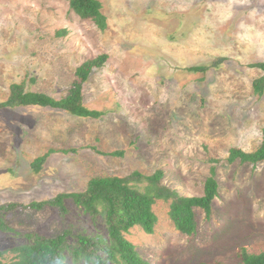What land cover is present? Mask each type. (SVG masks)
Returning <instances> with one entry per match:
<instances>
[{"label": "rangeland", "instance_id": "obj_1", "mask_svg": "<svg viewBox=\"0 0 264 264\" xmlns=\"http://www.w3.org/2000/svg\"><path fill=\"white\" fill-rule=\"evenodd\" d=\"M99 1L105 32L69 0H0V102L21 83L64 98L79 66L108 56L83 89L85 106L103 112L101 119L0 110V205L81 193L95 177L136 171H163L165 186L202 197L214 170L218 196L209 218L196 210L193 236L176 231L170 202L158 201L155 232L135 227L125 238L150 264H239L243 250L264 253V163L228 162L231 149L252 153L262 143L264 94L255 95L253 82L263 72L249 65L264 63V0ZM219 59L206 74L188 71ZM71 149L80 151L61 152ZM50 150L56 153L34 175L31 164ZM67 206L65 216L54 208L9 214L14 233L0 232V250L27 244L23 236L32 233L108 239L101 218Z\"/></svg>", "mask_w": 264, "mask_h": 264}, {"label": "trees", "instance_id": "obj_2", "mask_svg": "<svg viewBox=\"0 0 264 264\" xmlns=\"http://www.w3.org/2000/svg\"><path fill=\"white\" fill-rule=\"evenodd\" d=\"M71 10L83 20L92 21L101 32L108 28V19L103 14V5L99 0H69ZM108 61L107 55L89 60L75 71V80L66 97L59 100L46 94L26 90L25 83L13 84L8 98L0 102V110H16L24 108L51 109L66 113L81 119H101L105 114L90 110L84 104L83 89L89 77L95 70L104 68ZM225 59H219L208 66H198L188 69L192 73L206 74L211 69L219 68ZM263 72V76L253 82L254 93L264 94V63L249 65ZM101 156L119 157L124 151L106 153L97 147H89ZM79 149L63 150L64 154H78ZM50 150L45 155L35 159L31 164L34 175H39L48 159L55 154ZM258 165L264 163V129L262 143L252 153L240 149H231L228 162L233 164ZM164 172L157 171L145 175L136 171L126 177H95L88 183L87 189L81 193L59 194L53 199L30 204L7 203L0 205V232L14 233L7 216L20 210L43 211L54 208L62 216L69 213L67 202L71 201L77 208L93 218H101L108 231V239L97 236L78 235L73 238L70 231H65L54 237H44L36 233L26 234L27 244L10 250H0V264H67L71 259L73 264H150L137 252L125 234L135 227L142 228L147 234L155 232L158 217L154 206L158 201L170 202L169 218L176 231L185 236H193L197 231L196 210L201 209L209 218L212 205L218 196V182L215 171L205 183L202 197H184L177 191L163 184ZM19 236L21 234H18ZM13 255L9 261L7 255ZM208 264V263H200ZM225 264V263H216ZM239 264H264V253L249 254L242 251Z\"/></svg>", "mask_w": 264, "mask_h": 264}]
</instances>
